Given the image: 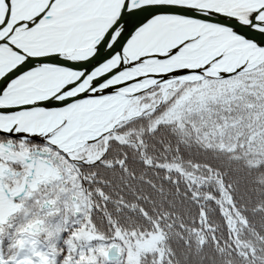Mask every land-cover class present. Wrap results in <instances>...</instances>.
<instances>
[{"label":"snow or ice","instance_id":"snow-or-ice-1","mask_svg":"<svg viewBox=\"0 0 264 264\" xmlns=\"http://www.w3.org/2000/svg\"><path fill=\"white\" fill-rule=\"evenodd\" d=\"M0 264H264V0H0Z\"/></svg>","mask_w":264,"mask_h":264}]
</instances>
